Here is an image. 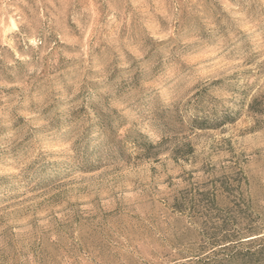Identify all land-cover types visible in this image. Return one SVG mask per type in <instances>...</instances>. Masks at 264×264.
I'll use <instances>...</instances> for the list:
<instances>
[{
	"label": "rangeland",
	"instance_id": "rangeland-1",
	"mask_svg": "<svg viewBox=\"0 0 264 264\" xmlns=\"http://www.w3.org/2000/svg\"><path fill=\"white\" fill-rule=\"evenodd\" d=\"M0 264H264V0H0Z\"/></svg>",
	"mask_w": 264,
	"mask_h": 264
}]
</instances>
